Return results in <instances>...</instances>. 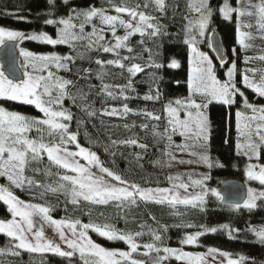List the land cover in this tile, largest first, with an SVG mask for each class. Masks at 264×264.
Segmentation results:
<instances>
[{
  "label": "snow or ice",
  "instance_id": "1",
  "mask_svg": "<svg viewBox=\"0 0 264 264\" xmlns=\"http://www.w3.org/2000/svg\"><path fill=\"white\" fill-rule=\"evenodd\" d=\"M47 3L52 6L55 0H47ZM64 3L67 4L68 0H64ZM113 8L116 15H109L102 8L92 7L81 11L73 9L66 17L59 19H45V24L57 26L55 38L45 32L26 34L0 26V46L11 42L19 49V55L23 58L20 63L23 69L22 78L13 79L0 71V98L34 106L42 114L39 117L27 116L0 107V177L5 178L10 186L17 189H24L26 185L28 188L42 189L41 199L48 193L62 194L66 203L74 208H78L82 201L92 206H114L120 214V219H126L128 213L141 203H155L172 208L183 205L202 210L209 192L221 202H225V197L221 196L217 189L206 187L204 182L209 179L207 175L193 179L191 174H186L187 180L180 174L168 175L167 187H144L130 182L104 166L95 151L79 143V133L70 130L74 116L64 107L67 99H71L74 105L78 104L80 110L90 118L99 115L123 119L133 114L143 115L146 120L151 121L162 119L153 111L135 112L127 103L130 99L129 93L135 91L132 78L142 73L145 67L162 66L153 59L150 47L143 48V51L148 53L149 63L136 62L138 56L130 39L139 35L141 38L139 44L145 45L149 40L155 42L157 38L168 35L158 17L147 11L151 8L163 15L167 12L168 4L166 0H146L143 4L132 5L127 0H120L113 5ZM188 8L190 13L194 14L191 18L184 17L187 21L184 25V44L188 48L189 55L188 95L169 101L163 109L167 126L163 133L157 131L155 126H151L152 135L154 138H166L170 145L176 134L184 137L186 141H192V144L184 143L176 147L180 152L187 151L189 155L196 156L200 163L212 168L214 164L209 155L196 153L190 149L197 145H206L208 142L210 128L205 112L208 105L216 102L230 107L237 103L239 97L244 109L249 110L251 114L240 111L236 113V128L240 137L236 144L237 155H243L249 161H259L264 153V103L250 102L239 85L242 84L244 89L251 90L257 97L264 98V68L248 66L254 60L264 62V54L245 55L243 59L245 67L242 70L238 67L237 61L232 60L224 74L226 78L217 79L212 59L197 47L205 38L209 48L216 47L213 43L214 33L208 31L212 8L208 0L190 2ZM219 12L225 19H230L235 13L237 43L241 51L252 47L246 41L253 39L250 32L242 33L241 27L254 28L260 34V38L264 39V0H255V2L249 0L244 9H234L225 0ZM244 16L254 18V23H241V18ZM96 21H99V26ZM89 24L92 25V31L86 33L85 26ZM118 29H123L122 35L118 34ZM106 32H110L112 40L106 38ZM25 40L39 41L52 46L67 45L73 49L75 55H59L55 52L34 53L21 47ZM122 51L127 55H122ZM217 51L220 52L217 57L220 67L223 68L228 62L219 48ZM93 52L112 54L114 58L107 60L96 58L94 60L96 69L94 70L91 64L89 67L81 68L76 73L75 79H66L57 75L61 71L71 73L77 59L88 58L91 61ZM232 55L238 56L236 48L232 49ZM194 61L196 67L193 70ZM179 66L176 59H172L168 64L170 68ZM113 69L120 70L121 75L126 72L127 83L121 85L105 82L109 75H114ZM93 76L100 81L98 88L90 83ZM81 81L87 86V90L78 87ZM94 91L102 98L123 101V103L120 107L110 106L97 110L89 103V97ZM143 99L159 100V88H156L154 94L150 90ZM181 112L183 119L180 116ZM124 127L128 129L130 126L125 124ZM140 127L148 131L150 125L143 123ZM70 146H74L75 150ZM113 146L135 147L144 152H147L149 147L135 137L123 140L110 137L109 147ZM109 147H106L105 151H109ZM111 154L114 156L115 152ZM164 155L169 157L168 166H171V162L179 164L196 162L178 160L175 154L168 151H165ZM45 157L47 163L43 169L36 167L31 170L34 174L42 172L46 178L55 177L51 183L41 182L26 175L33 163L44 164ZM143 159L141 153H135L138 164ZM139 166L143 167L142 164ZM215 166L223 165L216 162ZM245 175L249 180L257 181L264 186V164L249 163ZM0 202L7 206L11 216L10 219H0V234L9 238L8 245L0 248V264H11L8 258L20 257L23 252L40 255L50 253L67 259L69 264H73V258L77 255L82 264H166L171 259H175L180 264H249L251 259L245 255L234 257L232 253L215 247H209L206 252L162 247L163 237L160 229L167 231L165 225H160L158 229L149 227L151 242L141 244L140 238L146 235L142 230L123 231L112 223H96L92 220L83 223L78 218L55 219L51 215L53 206L47 203L25 202L14 195L10 187L0 186ZM258 202L264 203V190L249 187L242 203H228L233 211L241 209L251 211L260 206ZM88 214L91 215V211ZM173 214L180 215L178 212ZM34 217H39L44 224L52 228L58 236V241L48 237L44 228L36 225ZM152 219L155 221L156 218L152 217ZM181 226L193 227L191 224L177 225V227ZM140 227L143 229L147 225L142 224ZM201 228L203 231L186 234L180 243L195 245L198 238L205 233L224 230L232 238V234L239 231L229 224L218 227L201 226ZM89 230L109 241H122L127 246V250L102 247L91 239L88 235ZM248 231L264 245V227L250 226ZM141 255L146 259L137 258ZM252 264H255V261Z\"/></svg>",
  "mask_w": 264,
  "mask_h": 264
},
{
  "label": "trees",
  "instance_id": "2",
  "mask_svg": "<svg viewBox=\"0 0 264 264\" xmlns=\"http://www.w3.org/2000/svg\"><path fill=\"white\" fill-rule=\"evenodd\" d=\"M223 1L208 0V4L212 8L208 31L216 32L220 37L223 52L228 63L225 67H220V62L208 47L207 40L197 45L199 48H203L209 58L212 59L219 77H224L227 66L232 58V49L234 47L237 49L238 56L241 55L238 50L239 46H237L235 16L233 15L231 19H225L219 13V8ZM227 1L233 5L237 4V0ZM118 2L120 0H68V3L65 4L64 0H55V4L50 6L47 0H0V25L22 31L26 34L45 32L53 35L57 31V26L45 24V19H59L66 17L73 9L81 11L88 10L92 7L102 8L107 14L114 15L113 5ZM127 2L135 5L136 3L143 4L146 0H127ZM190 2L192 0H166L168 8L166 14L163 15L153 11L151 8L147 10L152 15L158 17L168 35L157 38L155 42L149 40L145 45L139 44L141 39L139 35L130 39V43L135 48L138 56L136 62L141 64L149 63L148 53L144 52L143 48L150 47L152 49L153 59L162 66L160 68L145 67L142 73L132 78L135 91L129 93L130 99L127 103L135 112H141L142 110L155 112L162 117L160 121L146 120L143 115L133 114H129L123 119L107 116L101 117L99 115L90 118L80 110L78 104L74 105L71 99H67L64 102V107L73 113L74 119L70 123V130L79 133V143L95 151L104 166L122 175L130 182L138 183L144 187L165 186L168 175L180 174L185 179V170L167 165L169 158L164 155V152L167 151V144L169 142L166 138H154L151 126H155L157 131L163 133L164 128L167 126L166 114L163 111L164 107L169 101L186 97L188 94L187 76L189 73V59L188 48L184 44V25L187 23L184 17L188 16V4ZM21 45L37 53L55 52L59 55H75L73 49L67 45L52 46L34 40H25ZM122 55H127V53L122 51ZM96 58L107 60L114 57L112 54L93 52L91 53V61L88 58L83 60L77 59L72 67L71 73L62 71L64 78L75 79L76 73L81 68L89 67L90 64L95 70L97 66L94 64V60ZM172 59H176L179 62L180 66L178 68L168 67ZM112 71L114 75H109L105 82L121 85L127 83L126 72L121 75L118 69H113ZM90 83L96 85L97 88L100 85V81L96 80L95 76H93ZM78 87H84L87 90V86L82 81L78 84ZM156 88H159V100L146 101L143 99V96L148 94L150 90L154 94ZM243 90L250 102L264 103V98H253V92L251 90L244 88ZM89 103L95 109L99 110L110 106L120 107L123 101L107 100L97 95L94 91L89 97ZM0 107L11 111L14 110L27 116L39 117V112L34 106L21 102L0 98ZM207 111L210 122V135L208 139L209 154L207 155L214 157L223 166L208 168L210 170L208 172L209 179L205 181V184L212 185L218 189L219 182L224 179L229 177L243 179L245 176V169L249 162L245 156L237 155L236 140L238 138V132L236 128V113L237 111L246 112L247 110L244 109L240 98L237 97V103L230 107L213 102L208 105ZM143 123L150 125L148 131L141 129L140 125ZM125 124H128L130 127L126 129L124 127ZM110 137L117 140L135 137L141 143L148 144L149 147L147 152L135 147H109ZM177 137L179 135H174L173 140ZM106 147H109V151H105ZM112 152H115L114 156L111 154ZM137 152L144 156V159L139 161V164L143 165L142 168L135 160V153ZM157 161L160 163L157 164ZM259 161L264 162V153H262ZM46 163V157L44 164L33 163L31 168L26 172V175L32 176L41 182L51 183L55 177L46 178L42 172L34 174L31 170L36 167L43 169ZM41 191L42 189L28 188L26 185L24 189H19V194L25 199H28V197H36L43 203L53 206L54 210L51 212V215L55 218H78L82 222L92 220L96 223H112L117 229L123 231L135 232L142 230L146 235L140 238L139 241L144 243L151 242L150 234L148 233L149 227L158 229L160 225H165L167 226V231L160 229L163 237L162 247L178 246L185 234L192 231H203L201 226L212 227L219 226L223 223L229 224L231 227L239 229L238 232L232 234V238L229 237L226 230L217 231L216 233H205L198 238V248L213 246L221 250H227L234 255L250 257L249 264H252L253 261H255V264H264V245L260 244L252 233L248 231L250 226L258 227L264 224V203L258 202L260 206L251 211L247 209L233 211L229 205L222 204L216 197L209 195L205 199L202 210L200 208L194 209L183 205L172 208L155 203H141L128 213L126 219H120V214L117 213L114 206H92L82 201L78 208H74L71 204L66 203L65 196L62 194L54 195L48 193L41 199ZM89 211H91V215L88 214ZM176 212L180 213V215L173 214ZM101 213H103V216H101ZM8 214L6 205L0 202V217L7 216ZM152 217L156 218L155 221H153ZM142 224L147 225V227L141 229L140 226ZM186 224H191L193 227H177V225ZM91 234L98 243L103 245L115 248L126 247L122 241H109L95 232ZM8 242L9 238L0 234V248H5ZM137 258L146 259L142 255L137 256ZM8 260L11 264H69L67 259L50 253L40 255L23 252L20 257H9ZM73 264H82L78 255L73 258ZM167 264L170 263L167 262Z\"/></svg>",
  "mask_w": 264,
  "mask_h": 264
},
{
  "label": "rangeland",
  "instance_id": "3",
  "mask_svg": "<svg viewBox=\"0 0 264 264\" xmlns=\"http://www.w3.org/2000/svg\"><path fill=\"white\" fill-rule=\"evenodd\" d=\"M198 2H199V0H192L191 3H198ZM227 2H228V4H229V6L232 7V8H234V9H235V8L244 9V8L247 7V4H248L249 0H239V2L236 1V3H237L236 5L230 4L229 1H227ZM252 2H255V0H252ZM224 3H225V0L221 3V6H220V7H222V6L224 5ZM219 13H220V12H219ZM114 15H116V13H115ZM220 15H221V14H220ZM233 15L235 16V21H236V25H237V18H236L235 13H233ZM233 15H232V16H233ZM188 16L191 18L192 16H194V14H192V13H190V11H188ZM230 19H231V18H230ZM241 23H254V18L244 16V17L241 18ZM96 24L99 26V21H96ZM0 26H1V25H0ZM2 27H4V26H2ZM5 28H7V27H5ZM8 29H11V28H8ZM12 30H13V29H12ZM91 31H92V25H91V24L86 25V26H85V32L87 33V32H91ZM240 31H241L242 33H244V32H250V33L252 34L253 39L246 41V43H250V44L252 45V47H250V48L247 49L246 51H241V50H240V47H238L239 53H240L241 55H240V56H233V55H232V56H231L232 58H231V60H230L228 66H230L232 60H236V61H237V64H238V67L242 70V69L245 67V65H244V63H243V59H244V56H245V55H247V56H257V55H259V54H264V39L260 38V34L257 33L256 30H255L254 28H253V29H248V28H243V27H241V28H240ZM56 33H57V31H56ZM56 33L53 34V35H50V36H52L53 38H55V37H56ZM118 34L122 35V34H123V29H118ZM105 35H106V38H107L108 40H112V37H111L110 32H106ZM236 35H237V33H236ZM204 40H207V39L205 38ZM204 40H203V41H204ZM237 46H239L238 43H237ZM21 47H23V48L29 50L28 48H26V47H24V46H22V45H21ZM197 47H198V46H197ZM234 48H235V47H234ZM198 49H199V51H201V52L207 54L206 51H205L203 48H199V47H198ZM17 51H18L19 66H20V63H21V61H22L23 58L19 55V49H18V48H17ZM29 51H30V50H29ZM32 52H34V51H32ZM34 53H37V52H34ZM44 54H47V53H44ZM188 59H189V55H188ZM210 59H211V58H210ZM213 64H214V63H213ZM228 66H227V67H228ZM248 66H249V67H254V68H257V69H261V68H264V62H260V61H258V60H254V61H252V63H251L250 65H248ZM195 67H196V65H195V61H194V62H193V65H192L193 70L195 69ZM22 70H23V69H22ZM188 70H189V60H188ZM0 71H2L1 65H0ZM53 71H55V70H53ZM226 71H227V70H226ZM188 74H189V73H188ZM215 74H216L217 79L224 80V79L226 78L225 75H224V77H219L218 74H217V70H216V68H215ZM57 75H60V76L64 77L62 71L59 72V73H57ZM237 78L239 79V74H238V77H237ZM187 80H188V76H187ZM239 86H240L241 89L243 90V88H242L243 85L241 84V85H239ZM187 91H188V87H187ZM243 91H244V90H243ZM187 95H188V94H187ZM254 97H257V96L253 93V98H254ZM182 98H184V97H182ZM174 100H175V99H174ZM174 100H172V101H174ZM252 103L255 104V102H252ZM5 109H6V108H5ZM6 110H7V109H6ZM8 111H11V110H8ZM13 111H14V110H13ZM14 112H17V111H14ZM205 112H206V115L208 116V119H209V113H208L207 109L205 110ZM241 112H242V113H246V114H251L249 110H247L246 112H243V111H241ZM41 115H42V114L39 113V116H41ZM180 116H181V118L183 119V112L180 113ZM236 120H237V117H236ZM209 124H210V122H209ZM177 135H178V134H177ZM209 135H210V132H209ZM238 140H240L239 134H238V138H237L236 141L238 142ZM237 142H236V144H237ZM184 143L192 144L193 142H192V141H186L184 137L179 136V137H177V138H174V140H173V142H172L171 145H170L169 143L167 144V145H168V147H167V151L170 152V153H172V154H175V155L177 156V159H178V160H179V159H183V160H193V161H196V162H194V163H192V164H179V163H176V162H171V166H173V168H175V167H179V168H182L183 170H185V174H184V176H185V180H187V175H186V174H191L193 179H200V178H202L204 175L209 176V175H208V172H209L210 170L208 169V167H206V166H204L202 163H200V162L198 161V159H197L196 156H191V155H189L187 151H186V152H180L179 149L176 147V145H181V144H184ZM80 144H81V143H80ZM81 145H82V144H81ZM82 146H84V145H82ZM70 147H72L73 150H75V149H74V146H70ZM84 147H85V146H84ZM190 151H193V152H194V151H195V152L197 151V153L202 152V153H205V154H209V153H208V151H209V143L207 142L206 145L201 144V145H197V146H195V147H192V148L190 149ZM168 158H169V157H168ZM210 158H211V160H212V162H213V164H214L213 167H215V164H216V162H217L216 159H215L214 157H210ZM81 162L83 163V161H81ZM248 162H249V163H260V164H264V162L256 161V160H252V161H249V160H248ZM249 163H248V164H249ZM94 171H96V170H94ZM241 180H242L244 183H246L247 189H248L249 187H252V188H255V189H258V190H264V186H261L257 181L249 180L248 177H247L246 175H245L244 178L241 179ZM204 183H205V182H204ZM205 185H206V184H205ZM0 186H3V187H10V190L14 193V195H16L19 199L24 200L25 202H31V203H43L40 199H38V198H36V197H28V199L23 198V197L19 194V189L15 188V187H13V186H10V185H9V182H8L5 178H3V177H0ZM167 186H168V183H167L165 186H160V187H167ZM155 187H156V186H155ZM206 187L209 188V189H211V188H215V187L212 186V185H206ZM215 189H217V188H215ZM190 191H192V189H190ZM246 194H247V193H246ZM209 195H211L210 192H209V194L205 197V199H206L207 197H209ZM6 207H7V206H6ZM8 213H9V212H8ZM52 217H53V216H52ZM10 218H11L10 213H9L7 216L0 217V219H10ZM53 218H55V217H53ZM55 219H60V218H55ZM61 219H63V218H61ZM34 221H35V223H36L37 226H42V227L44 228L45 233H46V235H47L48 237H50V238H52V239L58 241V236H57L56 233L53 231V229L50 228L48 225L44 224L43 221H42L39 217H34ZM83 223H88V221H83ZM223 224H225V223H223ZM223 224H221V225H223ZM212 227H218V226H212ZM253 227H254V226H253ZM260 227H264V224H263L262 226H258V227H255V228H260ZM195 232H197V231H192V232H189L188 234H190V233H195ZM91 233H94V232L91 231V230H89L88 235L91 237V239H92L95 243L100 244L102 247H105V248H108V249L127 250V246H126V247H116V248H115V247H109V246L103 245V244H101V243H98V242L95 240V238H93V236H92ZM227 233H228V232H227ZM185 235H186V234H185ZM185 235H184V236H185ZM184 236L182 237V239L184 238ZM182 239H181V240H182ZM139 242H140L141 244L144 243V242H141V241H139ZM198 246H199V241H198L197 244H195V245H182V244L180 243L178 246H169V247H172V248H180V249H182L183 251H189V252H206L207 249L209 248L208 246H204V247L198 248ZM211 247H213V246H211ZM215 248H216V247H215ZM217 249H219V248H217ZM141 250H142V249H141ZM220 250H221V249H220ZM222 250H223V251H227V250H224V249H222ZM233 256L235 257V256H237V255H234V254H233ZM168 263H170V264H180V262L176 261L175 259H171L170 261H168ZM166 264H167V262H166Z\"/></svg>",
  "mask_w": 264,
  "mask_h": 264
},
{
  "label": "water",
  "instance_id": "4",
  "mask_svg": "<svg viewBox=\"0 0 264 264\" xmlns=\"http://www.w3.org/2000/svg\"><path fill=\"white\" fill-rule=\"evenodd\" d=\"M213 33V43L216 45V47L210 49L217 58L220 55V52L217 51V48L223 52V47L220 37L216 32ZM0 65L5 75L9 76L10 78H22L23 70L19 66L18 51L11 42H7L5 45L0 46ZM217 191L221 194V196L225 197V202H221L222 204L229 205L228 202L242 203L247 195V186L246 183H244L241 179L229 177L219 182Z\"/></svg>",
  "mask_w": 264,
  "mask_h": 264
}]
</instances>
